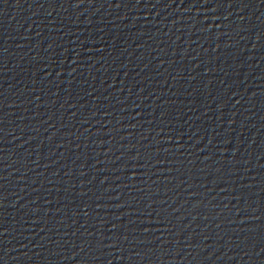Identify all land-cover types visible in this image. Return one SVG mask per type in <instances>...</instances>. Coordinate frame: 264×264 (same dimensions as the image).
I'll use <instances>...</instances> for the list:
<instances>
[{
	"label": "water",
	"instance_id": "obj_1",
	"mask_svg": "<svg viewBox=\"0 0 264 264\" xmlns=\"http://www.w3.org/2000/svg\"><path fill=\"white\" fill-rule=\"evenodd\" d=\"M0 264H264V0H0Z\"/></svg>",
	"mask_w": 264,
	"mask_h": 264
}]
</instances>
